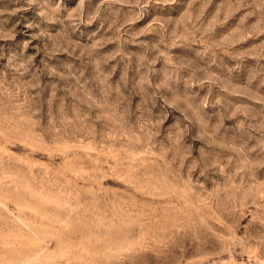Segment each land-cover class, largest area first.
<instances>
[{
	"label": "rangeland",
	"instance_id": "1",
	"mask_svg": "<svg viewBox=\"0 0 264 264\" xmlns=\"http://www.w3.org/2000/svg\"><path fill=\"white\" fill-rule=\"evenodd\" d=\"M0 264H264V0H0Z\"/></svg>",
	"mask_w": 264,
	"mask_h": 264
}]
</instances>
